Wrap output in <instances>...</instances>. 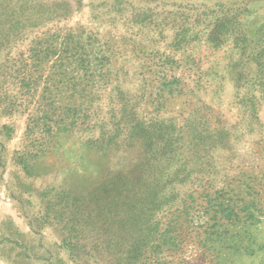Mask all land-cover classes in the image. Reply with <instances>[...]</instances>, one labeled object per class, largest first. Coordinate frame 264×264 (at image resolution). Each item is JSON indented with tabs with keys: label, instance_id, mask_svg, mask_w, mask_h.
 Listing matches in <instances>:
<instances>
[{
	"label": "rangeland",
	"instance_id": "obj_1",
	"mask_svg": "<svg viewBox=\"0 0 264 264\" xmlns=\"http://www.w3.org/2000/svg\"><path fill=\"white\" fill-rule=\"evenodd\" d=\"M229 11L236 15V41L210 48L208 24ZM68 30L87 45L93 62V77L77 74L74 87L83 91L84 130L60 135L48 159L28 175L16 153L39 148L38 134L26 137L36 106L10 111L0 104V264H264V98L251 120L234 88L236 79L264 77L247 63L255 44L264 41V0H0V86L6 83L0 92L30 102L33 90L27 95L12 84L26 72L24 79L36 84L34 102L49 86V99L66 103L73 87L50 76L46 63L35 72L30 50L38 39L49 43ZM21 63L27 69H19ZM9 69L16 71L12 79ZM129 115L167 128L170 136L185 128L195 137L204 124L217 132L178 151L175 166L185 181L162 192L173 202L157 219L180 212L175 250H150L140 207L125 227L118 220L103 225L101 217L82 228L69 221L70 201L83 193L76 187L84 185L82 176L88 171L94 176L85 181L95 182L93 153L106 154L104 168L112 172L138 159L136 144L128 143L133 147L127 150L98 145L102 137L107 143L115 125L122 129L125 124L117 123ZM160 167L166 168L163 162ZM220 198L239 219L214 214ZM119 211L108 219H117Z\"/></svg>",
	"mask_w": 264,
	"mask_h": 264
},
{
	"label": "trees",
	"instance_id": "obj_2",
	"mask_svg": "<svg viewBox=\"0 0 264 264\" xmlns=\"http://www.w3.org/2000/svg\"><path fill=\"white\" fill-rule=\"evenodd\" d=\"M234 13L233 11L222 12L215 17L213 22L208 24L206 44L210 48L219 50L221 46L227 45L228 42L236 41L238 31L234 28V25H236L234 24V21H236ZM262 44L263 47H261ZM86 46L80 43L75 32L68 30L65 33L53 35L49 43L38 39L30 50L31 59L34 60L32 64L35 72L41 70V66L46 63L49 72H53L50 73V76L60 77L62 81L73 87L72 93L65 98L66 103L61 101L60 98L49 99L51 96L49 86L42 88L43 96L34 102L33 94L35 93L36 84L24 79L25 76H29L26 72L16 74L18 76L13 79L15 81L12 84L15 87L26 88L27 95L33 90L29 96L30 102H19L17 95L9 96L6 91L0 92V104H6L10 111L24 105L31 106L32 104V106H36L35 113L38 115H30L26 137L30 136L33 139L34 134L36 136L38 134V139H40L38 141L39 148L35 153H16L18 164L28 175H34L40 162L48 159L52 153L51 148L58 143L60 135L77 133L85 128L86 115L84 112L86 109L83 108L82 104H79L81 98H84L81 96L83 91L75 92L74 87L79 86L77 84L79 83L76 78L77 74H82L84 78L93 77L90 72L93 62L91 61L90 51ZM244 47L248 49V45ZM247 63L256 66L255 74L258 69H262L264 73V41L255 44L252 57L249 58L248 56ZM20 66L19 69L21 70L27 69L28 64L21 63ZM229 67L233 68L235 65H229ZM9 71H12L9 76V79H12L11 76L15 75L16 71L13 69H9ZM263 78L254 77L245 78L242 82L237 79L234 81L236 98L239 99L238 104L243 107L246 116L251 120L255 115L258 101L264 98ZM85 82L88 83V79H85ZM5 84L3 83L0 86V90H4ZM169 85L173 86V83L170 82ZM58 94L61 95V93ZM46 95L49 97L45 98ZM50 116L55 120L51 119ZM124 118L117 123L125 124L122 129H120V126L115 125L117 129L112 131L114 134L109 136L107 143L105 138L102 137L98 145L107 150L111 146L115 148L117 146V150H120V148L127 150L133 147L127 145L128 143L136 144L138 159L127 170L112 172L108 171L107 167L104 168L106 154L93 153V163L98 169L95 174L96 177L93 178L95 182L88 183V181H85L86 179H92L94 176L88 171L85 176H82L84 185L82 187L77 185L76 187L81 188L83 193L72 197L70 201L71 219L69 221L72 222L73 226L82 228L85 223L101 217L102 219L99 220L102 221L103 225L112 227L118 220L119 224L125 227L128 221H133L128 217L133 214L137 207H140V211L143 209L146 215L145 227L150 250L162 251V248L167 251L175 250L179 244L180 212L178 209H173V211L162 215L161 219H157L158 214L165 213L162 208L173 202V197L167 198L162 195V192H166L173 184L185 181L179 180L182 171L179 172L178 166H175L177 156H179L178 151L189 144L197 147L198 144L200 145V141L207 142L217 132L207 130L208 126L204 124L206 127L201 130V133L195 130V137H189L188 130H185V128L178 129L175 135L170 136L167 128H155V124L151 123L152 121L147 124L138 118L131 119L130 115L129 119H127V116ZM123 120L125 121L122 122ZM117 133L125 136L123 141H114L115 138H118ZM172 137L174 138L172 139ZM166 150H174L176 155H168ZM161 162L165 164V169L160 167ZM187 178L186 175L184 179ZM69 188L71 189V187ZM220 200L217 205L212 206L217 210L214 214L222 215L223 219H230V216L239 219L237 215L230 211L228 206L224 205L225 198H220ZM90 206L93 213L87 211ZM118 206L120 207L118 218L115 219L116 217L113 215L111 219H108L107 216L111 215L112 211H115ZM91 214H93V217ZM164 218L168 221L161 223ZM160 223L163 226L162 229H158Z\"/></svg>",
	"mask_w": 264,
	"mask_h": 264
}]
</instances>
